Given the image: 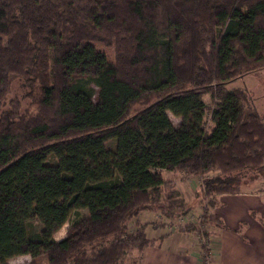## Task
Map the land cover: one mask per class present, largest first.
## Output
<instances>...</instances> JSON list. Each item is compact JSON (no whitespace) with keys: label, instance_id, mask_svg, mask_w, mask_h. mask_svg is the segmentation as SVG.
Segmentation results:
<instances>
[{"label":"trees","instance_id":"obj_1","mask_svg":"<svg viewBox=\"0 0 264 264\" xmlns=\"http://www.w3.org/2000/svg\"><path fill=\"white\" fill-rule=\"evenodd\" d=\"M263 67L264 0H0V264H142L171 236L146 210L157 230H228L221 197L264 179V115L224 83ZM165 172L208 176L205 229L178 223L192 208Z\"/></svg>","mask_w":264,"mask_h":264},{"label":"rangeland","instance_id":"obj_2","mask_svg":"<svg viewBox=\"0 0 264 264\" xmlns=\"http://www.w3.org/2000/svg\"><path fill=\"white\" fill-rule=\"evenodd\" d=\"M99 48L103 50L108 56L113 59V50L107 48L106 46L99 45ZM15 77H12L11 81L13 83L12 92L10 93V97H23L25 94V90L22 91L21 84L17 81ZM224 87L227 90L241 88L247 89L249 94L252 98V104L257 108V110L264 115V67L260 70H257L252 73H246L240 75L230 81L224 83ZM24 101H27L26 99ZM23 100L22 102L25 103ZM28 102V101H27ZM203 102L210 106L211 104V96L209 94L203 97ZM170 120L173 122L175 127H178L181 123V118L174 116L172 113H168ZM207 117H210L209 114ZM208 129L210 127H207ZM108 148H113V141L108 142ZM166 178L172 179L174 182L175 188L183 195L185 198L187 205L191 206L192 210L188 217L184 219H180L178 223L185 224V223H196L202 229H205V226L202 225V207L203 205H199L198 198L200 196L195 197V192L198 191L200 188L203 187L204 180L208 178V176L198 175V176H191V175H184L182 173L176 172H165L164 173ZM262 181L264 179H261ZM251 181L249 179H244L241 181V193L243 195H256L259 192H263L264 195V182L262 184H250ZM260 195V194H259ZM222 198V197H221ZM197 199V200H196ZM206 204V203H205ZM204 204V205H205ZM223 204V203H222ZM223 207V205H222ZM221 208V207H220ZM216 213H219L216 211ZM262 214H264L262 212ZM221 215V214H220ZM261 215V213H259ZM88 211L80 212L79 214H73L70 218V222L67 223L60 231H58L54 239L60 241L66 237V232L70 223L76 221L79 217H87ZM222 216V215H221ZM250 223H254V227H256L257 223L253 221L249 215L245 216ZM263 217V216H262ZM264 218V217H263ZM160 215L156 212L151 211H142L140 215L134 219L139 220L141 224L147 225V234L151 238L159 237L162 234L169 233L171 236L164 242V245H170L171 240L178 242H182L183 245V252L182 254H188L189 257H192L196 260L197 264H223L222 262V246H221V239L222 233L215 229V227L208 226L210 231H213V235L210 239H206L202 237L199 233L195 234H180L175 227H167L163 230H157L152 227L154 221H160ZM134 221L132 222L131 226H133ZM149 222V223H148ZM225 223V222H224ZM226 225V224H225ZM227 226V225H226ZM133 228V227H132ZM27 230L30 237H35L37 233L41 232L42 225L38 220H31L27 224ZM159 235V236H157ZM181 238V239H179ZM186 251V252H185ZM240 256L237 255L236 260L232 259L233 264H238L240 262ZM32 258L29 255L26 256H18L9 260V264H30L32 262ZM40 264H48L47 258L43 256L42 258L38 259ZM240 264H248L242 260Z\"/></svg>","mask_w":264,"mask_h":264},{"label":"crops","instance_id":"obj_3","mask_svg":"<svg viewBox=\"0 0 264 264\" xmlns=\"http://www.w3.org/2000/svg\"><path fill=\"white\" fill-rule=\"evenodd\" d=\"M264 180H259L255 184H262ZM260 194V195H259ZM223 207L219 208V213L228 230L222 233V262L223 264H233L232 259L236 260L237 255L240 256V264L242 260L248 264H264V227L251 214L252 211L259 212L264 217V195L259 192L256 195H224L221 198ZM218 211V210H217ZM246 215L257 223H250ZM246 224L245 242L235 231L240 225ZM159 236V235H157ZM181 239V238H179ZM182 242L172 241L170 245H164L161 248H149L143 258L142 264H197L196 260L184 255ZM186 252V251H185ZM232 258V259H231Z\"/></svg>","mask_w":264,"mask_h":264}]
</instances>
